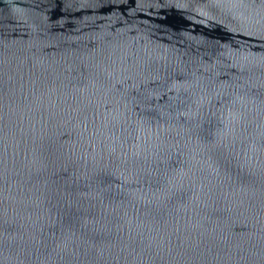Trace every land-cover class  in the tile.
I'll list each match as a JSON object with an SVG mask.
<instances>
[{"label":"water","instance_id":"water-1","mask_svg":"<svg viewBox=\"0 0 264 264\" xmlns=\"http://www.w3.org/2000/svg\"><path fill=\"white\" fill-rule=\"evenodd\" d=\"M0 264H264V0H0Z\"/></svg>","mask_w":264,"mask_h":264}]
</instances>
